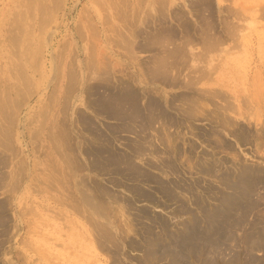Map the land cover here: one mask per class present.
<instances>
[{"label":"rangeland","instance_id":"1","mask_svg":"<svg viewBox=\"0 0 264 264\" xmlns=\"http://www.w3.org/2000/svg\"><path fill=\"white\" fill-rule=\"evenodd\" d=\"M161 56L175 64L168 80L155 67ZM125 87L141 104L198 100L186 122L183 100L166 106L181 123L153 142L156 155L145 148L132 158L141 177L93 168L103 138L108 151L132 154L135 134L117 133L104 114L109 94ZM0 102V264H169L144 254L143 236L161 233L150 220L175 235L195 213L191 200L211 207L214 192L228 195L220 178L241 170L259 185L234 236L264 224V0H0ZM96 187L109 193L106 222L80 201ZM97 223L111 226L119 250L99 245ZM221 241L193 264H264V250L245 256L244 246Z\"/></svg>","mask_w":264,"mask_h":264},{"label":"bare ground","instance_id":"2","mask_svg":"<svg viewBox=\"0 0 264 264\" xmlns=\"http://www.w3.org/2000/svg\"><path fill=\"white\" fill-rule=\"evenodd\" d=\"M41 14H42V12H41ZM39 15H40V13H39ZM12 42H13V40H12ZM172 55L174 57H178L177 60H179V56H183L184 53H172ZM174 57H173V59H175ZM186 57H187V54H186ZM168 60H170V58H168V57L164 58V56L163 57L161 56L157 60L158 62H156V64H155V67L158 66V68H159V66H160V68L162 69V73H161L162 77L165 76L164 78H167V80H168L167 76H171L172 71L170 69H173L171 67H172V63L174 62V61L173 62L171 61L172 57L170 60L171 63H169ZM173 65H175V64L173 63ZM20 68H21V65H20ZM153 69L156 70L155 68H153ZM157 70H159V69H157ZM155 72H158V71H155ZM176 72H177V70H176ZM158 74H157V76H158ZM161 74H160V76H161ZM200 77H202V76H200ZM158 79L160 80L159 77H158ZM171 81H170V83L172 84ZM195 82H193V83H195ZM189 83H192V82H189ZM188 87H189V85L187 86V88ZM191 87H193V86H191ZM201 93H203V92H201ZM110 94H109V97L111 96V100H109L108 104L106 103L107 105L104 106V110H106V113H104V114H106V116H107V114H110L113 116V119L118 121V127L114 129L117 133L118 132L119 133L120 132H124V133L128 132V133L135 134L136 140L132 141L131 144H129V148L131 151L130 153H132V154H130L128 156V155H126V153L124 155L122 153L121 154H117V153L115 154V153L108 151L109 147H107V146H109L111 142H109V139L107 140V139L103 138L104 140L101 141L102 142V144H100L101 146L98 148H95V150L93 151V157H94L93 168H95V170H97V169H103V168L109 167L110 165H114L115 169H121V170L124 169L125 171L124 170L123 171L126 172V175H129V176L132 175L131 177H134L133 175L136 174L137 177H141L140 174H145V173L140 172V170L136 167L137 166L136 164H135L136 166L132 164V162H131V161H133L132 158L133 157L139 158L140 156H142V154L145 152V150H144L145 148L148 149V152H149L148 155H150V156L156 155L158 153V151H157L158 148H155V145H153V142L158 140L160 142L159 144H163L165 141V140L163 141L161 138V134H162L163 130H167L169 127H172V126L180 125L181 119L179 122L176 121L175 118L172 117L171 114H169L167 112V108H166V106L171 108V106H172L171 103L173 101H176V99H179V98H178V96L173 97L170 102L168 101L169 103H166V101L161 103L162 101H159L160 99L148 98L144 104H141L139 101L140 100L139 94H137V91H135L132 87L131 88L125 87L124 89L121 88V89H119V91L113 92L112 95H110ZM188 97L189 96H184V97L180 98L181 99V100L179 99L180 101L183 100L181 103L180 109H178L176 107L178 109V112H181V114H183V116H184L183 121H185V122L187 120L194 119V116L197 113L195 111V109H196V105H197L196 102H198V100H195V99L190 98V97L188 98ZM195 103H196V105H195ZM194 112H196V113L194 114ZM155 124H158V127L161 129L160 131L156 130L154 128ZM155 130H156V136H154V138H152L151 136L149 137L148 133L155 131ZM166 137L168 138V135ZM97 138H99L101 140L102 136H100V137L98 136ZM99 139H97V140H99ZM158 141H157V143H158ZM169 143H170V140H169ZM163 162L165 163V161H163V159H162V163ZM162 163H161V166H162ZM163 166H162V168H163ZM171 167H173V166H171ZM171 167H168V165H167V168H171ZM208 167H209V165L207 166V169H205V166L202 167V168H204L203 172L206 170V172L209 173V171L211 169ZM149 168H150V166H149ZM164 168H166V167H164ZM123 171H121V172H123ZM166 171H162V172L164 173ZM241 171L240 172L238 171V174L236 173V175H238V176L234 175L232 177L225 176L224 178H220L221 184H224L223 190L224 191L226 190L228 195L220 194L219 191L214 192L213 193L214 195L212 197V199H214V201H213L214 203H213V205H211V207H208V206L205 207V205H207V204L203 205L205 200L203 201L204 198L202 196L201 197L203 199L201 197L200 198L197 197V199H196V197H195V199H193L194 197L191 198V199H193V200H191L192 203L194 202L193 205L195 207L194 208L195 213L193 215L192 210H190L191 212L189 211L191 213L190 217H189L190 220L187 223L183 222L181 231H178V233H176L175 235H173V233L171 235L167 232V231H171V230H169L167 228V225H165V223L162 220H159V219H156L153 217L150 220V222L151 223L153 222L152 224H158V228H161L160 229L161 233L158 236L157 235L155 236L154 234L147 232L146 235L143 236L144 242L146 244L145 245L146 249H144V248H142V249H144V254H145L146 258H149L147 260H149V261H150V259L151 260L153 259L154 261L160 260V258H162V256L165 255L167 260L170 261L169 264H189V263L193 264V261H192L193 256L196 255L197 258H201L202 255L206 253V256L210 257V255L212 254V251H216V250L218 251L220 249V247L223 246L224 242L221 241V239L223 237H224V241L231 239L232 240L231 242L234 245L238 244L239 246L240 245H242V247L244 246V248H245L244 255L245 256L248 255V252L251 253L255 249L263 251L264 250V224H262L261 220H259L256 223L253 222L251 227H250V225H248V227H250L251 230L250 231H247L248 229L244 230V231H247V232H245V234L243 232V234L238 236V238H237V236H234V234L236 235V230L240 229L242 222L247 220V216L250 215L248 213H251V211H252L251 210L252 205L250 203L248 204L247 200L250 198L251 191L255 187H257V184L259 183L258 179L255 180L256 177L246 176V173H248V171L246 173L241 172ZM169 172H171V171H169ZM167 173H165V174H167ZM147 178H149L148 175L146 176V179ZM143 179H145V175H144V177L141 178L140 181L144 182L146 180L145 179L143 181ZM152 180H153V178H152ZM154 181H155V179H154ZM157 184H159V183L157 182ZM166 186L164 185V187H162V191L165 190ZM159 189H161V188H159ZM103 190L100 189L99 187L98 188L96 187V190L94 191L95 193L93 192V196L83 194L82 196H80V201L83 204H85V206H88V208L91 210L89 213V214H91V217H92V215H95L97 218H101V219L104 218L105 219L104 222H106V219L108 218L107 217L108 211L106 209L107 205L105 206V203L107 202V199L109 198V193L108 192L106 193ZM165 192H167V190H165ZM155 193H156V191H155ZM190 193H191V191H190ZM136 194H137V192H136ZM138 194H141V192ZM162 194H165V193L162 192ZM169 196L170 195L168 194V198H169ZM173 196H172V199L170 198L171 200H173ZM70 197H72V196L70 195ZM136 197H138V196L136 195ZM163 197H165V196H163ZM113 198H114V195H113ZM104 199H106V202H104ZM145 199H146V197H145ZM146 200H150V199L148 198ZM153 200H150V201H153ZM192 203H190L191 206H193ZM183 208L184 207L180 208L182 212H187L189 210V208L187 211H186L187 208H185V209H183ZM189 212H187L186 214H188ZM141 213H142L143 217L145 216V214H147L145 211H141ZM188 216H189V214H188ZM92 221H93V219H92ZM108 223H97L96 224L97 225L96 227H98L97 233H96L98 236L97 240H99L98 243H99V245H102V248H106V246L109 243H111L112 247L119 250V247H117V245H120V244H119V240L117 239V235L113 234L111 232V230H110L111 226L108 225ZM184 223H186V224H184ZM110 224H111V222H110ZM241 228H242V226H241ZM224 233L227 236H225ZM227 233H230V234L233 233V236H232V234L229 235ZM159 238H163V241H161V239H160V241L163 242L162 244H161V242L159 243V241H158ZM197 240L200 243L198 245L199 247L197 246V243H198V242H196ZM130 241L131 240H128L126 242H130ZM132 243H134V242H132ZM132 243H131V245H132ZM161 245H162V247H161ZM133 247H135V246H133ZM111 248H110V251L112 250ZM235 252H236V250H235ZM115 254H117V253H115ZM213 255L216 256L215 253ZM203 256H205V255H203ZM211 257H212V255H211ZM250 259H251V257H250ZM212 261H214V260H211V263H212ZM262 262L264 263V261H262ZM205 263L208 264L207 262H205Z\"/></svg>","mask_w":264,"mask_h":264}]
</instances>
